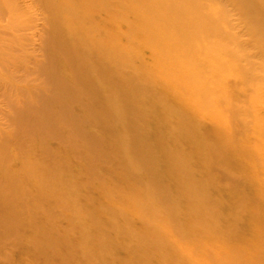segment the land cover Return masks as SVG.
Listing matches in <instances>:
<instances>
[{"label": "bare ground", "instance_id": "bare-ground-1", "mask_svg": "<svg viewBox=\"0 0 264 264\" xmlns=\"http://www.w3.org/2000/svg\"><path fill=\"white\" fill-rule=\"evenodd\" d=\"M0 46L13 52L6 55L12 71L41 80L37 89L20 85V77L0 88L9 108L6 120L26 136L65 142L67 131L100 157L95 133L81 125L105 127L119 113L115 144L124 162L117 168L132 174L134 184L140 176L159 179L135 201L140 220L160 221L164 228L144 240L174 234V249L180 241L200 238L213 247L209 242L218 240L215 248L222 253L205 255L200 264H264V211L245 215L238 236L249 247L236 248L228 240L231 231L221 226L232 217L218 213L224 203L198 194L226 163L231 170L219 182L237 197L235 208L264 204V0H0ZM1 135L2 155L10 143ZM149 142L155 150L144 147ZM158 155L159 163L136 166ZM4 159L0 218L16 217L23 236L31 225L24 229L22 212L4 194L13 191L15 198L23 187ZM7 161L13 165L15 158ZM45 173L40 183L49 182L50 170ZM157 199L166 202L155 205ZM182 200L188 201L183 210L172 208ZM191 217L213 222L191 224ZM9 228L0 221V234ZM4 243L0 236V264L7 262Z\"/></svg>", "mask_w": 264, "mask_h": 264}, {"label": "rangeland", "instance_id": "rangeland-1", "mask_svg": "<svg viewBox=\"0 0 264 264\" xmlns=\"http://www.w3.org/2000/svg\"><path fill=\"white\" fill-rule=\"evenodd\" d=\"M36 24L37 29L40 28L41 20H37ZM22 43V47L28 46V42ZM36 43L34 44L37 47ZM1 48L0 46V88L19 77L20 85L40 88V77L30 75L24 78L22 72L15 73L11 70L12 63L6 55L13 52L11 49ZM262 100L264 101V98ZM8 112L4 97L0 96V134L10 143L0 157L3 159L5 157L4 164L19 175L18 183L22 185L23 190L22 193H17L15 198L13 191L5 189L4 194L9 195L11 202L17 207L16 210L22 212L24 229L29 230L30 224L31 231L22 236L23 231L18 229L16 217L11 215L0 218L4 225L12 226L7 231L1 230L0 234L5 240L3 244L7 259L5 264H181L180 262L191 264V260H194L193 264H200L205 255L208 257L212 253H222L215 248L218 240L209 242L213 247L208 243L204 244L200 238L192 242L180 241L177 243V249H174V234L153 237L149 235L146 240L143 239L149 232L155 233L156 230L164 229L160 221L146 223L140 220L141 212L135 202L139 195L146 193L144 189H147L148 185L151 187L158 185L159 179L154 175L147 178L140 176V180L134 184L129 179L133 178L132 174L117 168L118 162H124L115 144L117 141L120 142L117 135L119 126L116 125L119 113L107 121L105 127H98L91 121L81 125L82 128H91L100 142L97 149L102 154L97 157L91 152L88 142L68 135L67 131H64L67 135L65 142L58 139L42 142L33 135L26 136L22 129H17L6 120ZM136 112L132 111L133 114ZM58 125L61 128L65 126L60 121ZM154 132L159 133L155 130ZM18 142H23L31 149L19 147ZM144 147L155 150L151 142ZM228 151L233 152L232 149ZM13 157L15 163L12 165L7 159ZM129 158L127 157L126 163H133ZM161 159L162 156L159 155L156 158H145L144 161H138L136 166L146 168L148 165L159 163ZM219 168L220 171L216 172L218 177L214 173L210 179L208 178V184L205 188L199 189L198 194L205 195L212 202L224 203L218 209V213L227 212L236 218L231 217L221 226L231 231L228 240L233 247L246 249L249 245L245 246V236H238L242 227L246 225L245 215L263 213L264 204L236 209L233 202L237 197L229 194L224 188L227 184L219 182L222 173L231 170V167L224 163ZM239 169L232 170L241 173V168ZM48 170L49 182L40 183L38 179ZM200 176L202 178L204 174ZM246 188L249 191V187ZM246 188L244 186L245 190ZM153 202L159 205L166 201L157 199ZM187 202L182 200L172 205V208L183 210ZM10 205V200L5 201L3 208ZM144 211L148 212V215H152L153 212L151 208H144ZM149 218L151 220V217ZM141 221L145 224H141ZM190 221L191 224L199 223L201 226H208L213 222L211 218L198 221L194 217H191ZM164 226L167 229L166 224ZM180 228L186 231L188 226ZM17 234H20L19 238L16 237ZM160 237H166L167 240L162 242L163 239ZM44 243L50 244L49 247L44 248ZM161 243L173 246V249L168 246L162 247ZM32 244L33 249L24 248ZM214 264H217L216 260Z\"/></svg>", "mask_w": 264, "mask_h": 264}]
</instances>
